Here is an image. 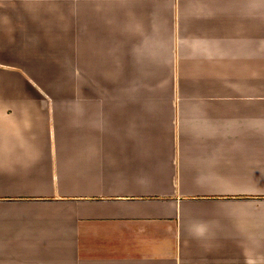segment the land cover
I'll list each match as a JSON object with an SVG mask.
<instances>
[{"label":"crops","instance_id":"crops-1","mask_svg":"<svg viewBox=\"0 0 264 264\" xmlns=\"http://www.w3.org/2000/svg\"><path fill=\"white\" fill-rule=\"evenodd\" d=\"M0 264H264V0L0 1Z\"/></svg>","mask_w":264,"mask_h":264},{"label":"rangeland","instance_id":"rangeland-1","mask_svg":"<svg viewBox=\"0 0 264 264\" xmlns=\"http://www.w3.org/2000/svg\"><path fill=\"white\" fill-rule=\"evenodd\" d=\"M0 1H3L4 3H7V2H15V1H18V0H0ZM68 9H69V7H68Z\"/></svg>","mask_w":264,"mask_h":264}]
</instances>
